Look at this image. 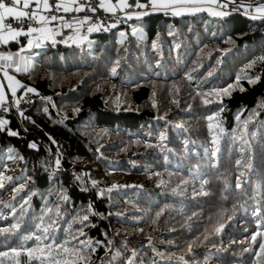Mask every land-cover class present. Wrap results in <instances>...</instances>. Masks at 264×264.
I'll list each match as a JSON object with an SVG mask.
<instances>
[{
    "label": "trees",
    "instance_id": "1",
    "mask_svg": "<svg viewBox=\"0 0 264 264\" xmlns=\"http://www.w3.org/2000/svg\"><path fill=\"white\" fill-rule=\"evenodd\" d=\"M213 12L152 11L80 44L47 40L14 70L36 94L7 113L18 136L0 131L5 264L12 248L45 264H264L246 251L264 232V18ZM44 228L50 249L23 239ZM81 230L94 252L56 248Z\"/></svg>",
    "mask_w": 264,
    "mask_h": 264
},
{
    "label": "snow or ice",
    "instance_id": "2",
    "mask_svg": "<svg viewBox=\"0 0 264 264\" xmlns=\"http://www.w3.org/2000/svg\"><path fill=\"white\" fill-rule=\"evenodd\" d=\"M73 2H75V0H73ZM237 2V0H224V4L223 5H218L220 7H226L227 4L231 3V4H235ZM85 3H87V0H85ZM199 3V0H148V4H143L140 3L139 0H136V3L134 5L129 4L128 0H120V2L116 5L113 6H106L103 3V0H98V4L100 8H106V10L110 13L115 14V11L117 8L123 10V9H131V8H136V9H145V8H151L153 11L155 10H161V11H168L171 12V14L173 15H180L181 11L179 10L182 7H186L191 5V7H186V10L188 11H202L204 9L197 7L196 5ZM212 3H216V0H212ZM32 5H35L34 10H32L31 12L27 11V9H29ZM51 5H49V0H0V31H7L8 35H9V39H5L3 37H0V46L6 45L7 43H9L10 41H16L17 37L20 35H25V36H32L33 34L36 35V43L35 46L38 48L41 46V40L43 38H45V33L47 32V29L44 27H36L33 28L31 26H29L27 28V31H25L23 28L17 30L12 28L11 24L5 25V21L6 20H14L20 23H23L25 20L28 21H33V22H38L40 25H46L49 23V18L41 15L40 13L42 11L45 10H51ZM54 7L56 8V10H60L61 8H63V10L65 12L72 10V11H83L84 10V4H79L77 5L75 8L73 9H69L67 6L62 5V4H55ZM241 7H243V5H241ZM249 7H253V5H249ZM20 9H24V10H20ZM254 10L255 13L259 14V15H252L250 18L251 19H257V18H264V2H258L254 5ZM91 11L93 13H95L97 11L96 7H91ZM148 14L147 12H130L129 14H127L125 16L126 20H131L133 18V16H135L137 19L140 18L143 15ZM227 12H213V15L215 16H222V15H227ZM247 14V13H246ZM58 19L57 16L53 15L51 16L50 20L51 21H56ZM59 19H63L62 17ZM67 27H71L70 24L65 25ZM111 27H116L115 24L111 25ZM100 30L99 28H92V27H88L87 31L89 32H93V31H98ZM125 35V33L121 32L120 36L123 37ZM132 35L136 36V35H141L142 33L139 32V30L133 29L132 31ZM27 45L29 47H31L33 45V40L32 39H28L27 40ZM153 48L157 47L156 43H153L152 45ZM0 60L2 61H6V62H12L13 61V56L12 55H3L0 54ZM117 64L119 63L118 61L116 62ZM12 64L11 63H6V64H0V71H3L5 68L7 67H11ZM23 69H21L19 66L16 68V71H22ZM116 69L113 68L112 69V73L115 74ZM6 75V73H5ZM209 75H211V73H209ZM190 78V77H189ZM8 80H12L13 77L8 76L7 77ZM18 83V82H17ZM2 85H0V109H3V111L6 113L8 112L10 109L6 104V99H5V95L3 93L2 90ZM9 89H10V95L14 98L13 99V105H18L20 104L21 100L20 99H16V87L12 86V85H8ZM21 88L25 89V93H33L36 94V90L34 88H27L24 85H20ZM231 87V86H229ZM217 91H223L225 93H227L228 89H222V90H213V92H217ZM200 95L203 96H211L212 93H202ZM214 101L210 100V99H205L204 103L207 104H211ZM222 110V109H221ZM45 112H47V109H44ZM22 115V113H21ZM216 115H218V113H214L212 115H209L206 117V120L209 122H212ZM237 119H239V117H237ZM248 121L244 122V126L246 127ZM10 123L7 122L3 119H0V131H5L8 135L11 136H18V132L15 130H10L6 127V124ZM177 127H182V125H177ZM209 127H211V124H209ZM163 139V137H161ZM243 143H247V140H245L244 136L241 135L240 137H238ZM235 139V137H234ZM53 143H55L53 141ZM29 147L32 149H37V144L36 143H30ZM20 157H16L12 154V150L9 149V154L7 156V159L9 160H13V159H17ZM55 165L59 166L60 164V159L57 158L54 161ZM11 179V178H9ZM0 187H3V184L0 183ZM17 191H20V189H17ZM102 195V193H101ZM67 199V198H65ZM21 211H23V205H21ZM49 211H51L49 209ZM13 213L15 215V209H13ZM88 217L85 215L83 217V221H81V223H83L84 221H87ZM264 227V226H261ZM19 228V224H13L12 225V230L13 232ZM9 230L8 229H0V235H3L4 233H7ZM39 231H41L43 233V237L41 235H36L35 233L31 234V235H25L23 237L24 240H33L34 242H36L37 245H39L40 243H42L43 241H48V245L47 247L50 249L53 245V243H55L54 240V233H55V229H53V231L50 233L48 231V229L44 228V229H40ZM11 233H9L8 236H4V239H9L10 238ZM86 234L81 230L76 236L73 237L72 241H62L60 243H56L55 246L56 248H61L62 245L64 244H74V246H76L78 249L80 248H90L91 251H95V248L92 247V244L90 242H87L86 240H81L80 237L85 236ZM260 236L261 239L260 241L257 243V237ZM98 243V242H97ZM250 243H252L253 247L251 249H246V251H249L250 254L253 257H258L260 255V253H264V232H260L257 231L255 234L252 235L251 237V241ZM20 248H26V246L21 243L19 245ZM12 253H15L16 256L18 257L16 264H20V260L19 257L22 255L25 264H30V261H35L36 264H45V257L43 256H33L32 255V250L31 249H26L22 254L20 251H18L17 248H12L11 249ZM9 255V252L7 251H2L0 250V264H5V259L7 256ZM59 255H62L64 257H68L73 255L72 253L69 252L68 248L64 247L62 253H59ZM81 261H84L86 259L85 256L80 255L78 257ZM47 259H51L53 262H55L58 257H48ZM256 264H260L259 261L256 262Z\"/></svg>",
    "mask_w": 264,
    "mask_h": 264
},
{
    "label": "built area",
    "instance_id": "3",
    "mask_svg": "<svg viewBox=\"0 0 264 264\" xmlns=\"http://www.w3.org/2000/svg\"><path fill=\"white\" fill-rule=\"evenodd\" d=\"M245 1L255 2L258 0H245ZM49 2L50 5L53 7H51V10L42 11V13H44L45 16L49 18V23L51 25L54 34V40L56 42H60L68 45L80 44L84 42L90 34V32L87 31L88 27L109 30L111 28H114L111 27V25L113 24H115L117 27L122 22L123 18H125V14L127 12H133L139 10L136 8H131V9H126L125 11H117L115 12V14H113L108 12L105 8H100L98 4V0H87V3H85V0H81L79 4H84L83 11L69 10L65 12L63 8H61L58 11L54 7L55 4H60L59 0H49ZM128 3L134 5L136 3V0H129ZM246 5H252V4L248 3ZM76 6L77 5H75L70 9H73ZM91 7H96L97 11L93 13L91 11ZM34 8L35 6H31L29 9H27V11L31 12L32 10H34ZM222 9L224 10V12L227 13L242 12L245 14L247 13V15H251V16L253 15L249 8L241 9L231 4L226 5V7H222ZM53 15L58 17L56 21L50 20L51 16ZM61 17L63 18L62 20L59 19ZM8 24H11L12 28L14 29L19 30L23 28L25 31H27V28L29 26L34 28L38 25V22L25 20L23 23H20L9 19ZM67 24H70L71 27L65 26ZM32 100H33V94L26 93L22 95L20 104L13 105L12 101H6V104L9 107V109L10 108L19 109L22 106H24L26 103L31 102ZM7 113L8 112L5 113L3 109H0V119L6 121Z\"/></svg>",
    "mask_w": 264,
    "mask_h": 264
},
{
    "label": "crops",
    "instance_id": "4",
    "mask_svg": "<svg viewBox=\"0 0 264 264\" xmlns=\"http://www.w3.org/2000/svg\"><path fill=\"white\" fill-rule=\"evenodd\" d=\"M80 1L81 0H75V2H73V0H59L60 4L67 6L69 9L74 7L75 5H78ZM217 1L218 0H216V3H212V0H199V3L196 6L204 9L202 11L206 10V11L218 12V10H219V11L224 12L222 7H220V6L217 7ZM219 1L221 2V5H223L224 0H219ZM119 2H120V0H103V3L106 6H113V5L118 4ZM139 2L143 3V4H148V0H139ZM263 2H264V0H263ZM256 3H258V2H256ZM49 5H50V2H49ZM254 5H253V7H249V5H247L248 6L247 8H249L251 10V13L253 15H259V14L255 13ZM32 6H35V5H32ZM186 7H191V5L186 6ZM186 7H182V8L179 9L181 11V14L197 12V11H188V10H186ZM251 8H253V9H251ZM20 10H24V9H20ZM125 10L126 9L121 10V9L117 8L115 12H117V11H125ZM141 11H143V12H152L153 10L149 7V8H145V9H139L138 11H133V12H141ZM155 11H159V10H155ZM129 13L130 12H127L125 14V16L127 14H129ZM40 14L45 16V14L42 13V12ZM8 21L9 20L5 21V25H8ZM36 27H44V28L47 29V32L45 33V38H43L44 40H46V41L47 40L55 41L54 40V34H53V31H52L50 23H48L46 25H40L38 23V25ZM36 27H34V28H36ZM0 37H3L5 39H9L10 40L7 31H0ZM31 37H36V35L35 34H33L32 36L20 35V36L17 37L16 41H10L6 45L0 46V54L12 55L13 56V61L12 62H6V61L0 60V64H6V63H11L12 64L11 67H7L3 71H0V85L3 86L2 90H3V93L5 95L6 101H12L13 102V99H14L10 95V89H9L8 85H12V86L16 87V89H17L16 97H15L16 99H20L21 100L22 93H24L23 89L20 87V85H22V83L19 80V78L17 77L16 73L14 72V70H16V68L18 66L21 67L22 63H23L22 59H21V52H20L21 49L15 51V50L10 48V45L13 44V43L21 41L23 38L25 39V42L27 43V40L30 39ZM5 73H6V75H5ZM8 76L13 77V79L12 80H8L7 79Z\"/></svg>",
    "mask_w": 264,
    "mask_h": 264
},
{
    "label": "rangeland",
    "instance_id": "5",
    "mask_svg": "<svg viewBox=\"0 0 264 264\" xmlns=\"http://www.w3.org/2000/svg\"><path fill=\"white\" fill-rule=\"evenodd\" d=\"M242 2H244L245 4L251 3L252 5H254L256 2H263V0H258L255 2H247L245 0H241ZM247 2V3H246ZM218 5H221V2L218 0L217 1V7H219ZM248 6H245V8H247ZM215 9V8H214ZM253 9V8H251ZM219 11V10H218ZM222 12V11H219ZM30 39L33 40V45L31 47H29L26 43V46H23V48L20 50L21 52V59H22V65H25V67L30 68V65H33V62L35 60L36 55H38L39 53V47L37 48L35 46L36 43V37H31ZM46 42V40L42 39L41 40V46ZM40 46V47H41Z\"/></svg>",
    "mask_w": 264,
    "mask_h": 264
}]
</instances>
